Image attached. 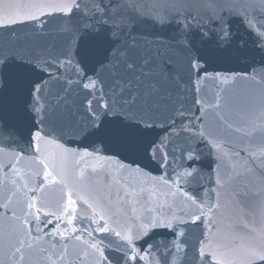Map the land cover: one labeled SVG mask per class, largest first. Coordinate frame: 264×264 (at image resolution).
<instances>
[{"label": "water", "instance_id": "95a60500", "mask_svg": "<svg viewBox=\"0 0 264 264\" xmlns=\"http://www.w3.org/2000/svg\"><path fill=\"white\" fill-rule=\"evenodd\" d=\"M0 264H264V0H0Z\"/></svg>", "mask_w": 264, "mask_h": 264}]
</instances>
